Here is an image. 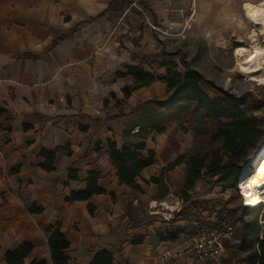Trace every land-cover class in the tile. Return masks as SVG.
<instances>
[{
    "label": "crops",
    "instance_id": "crops-1",
    "mask_svg": "<svg viewBox=\"0 0 264 264\" xmlns=\"http://www.w3.org/2000/svg\"><path fill=\"white\" fill-rule=\"evenodd\" d=\"M111 1L0 0V264L23 243L32 246L23 264H50L45 225H59L65 235L67 264H91L99 252L110 253L112 264H193V243L183 234L163 242L169 224L149 217L173 213L184 165L161 172L190 150L192 135L172 121L164 133L147 136L138 154L153 153L154 164L135 179L138 190L119 183L109 158L108 142L121 150L136 133V125L125 127L129 112L165 96V85L156 81L123 99L122 89L132 79L116 74L156 51L151 29L138 15L122 17L125 8L110 7ZM148 12L163 28L180 29L186 20L179 0H159ZM58 35L64 38L47 49ZM151 68L146 63V71L154 73ZM57 149L54 170L47 173L40 153ZM69 171L76 172L75 180L68 179ZM89 173L99 175L97 187L104 194L67 203L71 193L86 189ZM160 177L161 184L169 181L161 198L157 185L144 183ZM139 203L146 205V218L134 223L130 212ZM30 207L42 212L31 214ZM168 249L175 255L163 261L160 255Z\"/></svg>",
    "mask_w": 264,
    "mask_h": 264
},
{
    "label": "trees",
    "instance_id": "trees-1",
    "mask_svg": "<svg viewBox=\"0 0 264 264\" xmlns=\"http://www.w3.org/2000/svg\"><path fill=\"white\" fill-rule=\"evenodd\" d=\"M133 0H112L110 7L117 3L118 7H126ZM64 38L63 35L55 37L54 41L47 49H50ZM24 57H30L25 55ZM147 58L135 67H126L125 74H116L117 78L126 76L131 77L132 83L122 89L123 99L129 98L132 92L147 87L158 81L165 85V96L161 99L139 103L133 110L140 120L136 125V133L132 141H126L121 150H117L114 143L108 142L109 158L116 170V176L120 184L133 190H138L135 179L139 178L140 173L147 167L154 164L153 153L146 157L138 154L144 150L145 140L150 133L161 134L165 131L168 123L175 121L177 128L183 134L191 133L193 140L190 150L169 163L162 170L161 176L173 171L177 166L184 165V176L180 198L183 202L187 201L188 192L195 183L201 179H216V183L221 185L223 190H235L239 180L241 166L246 162L250 150L255 144L264 137V101L255 100L249 94L242 98H236L232 94L206 80L200 73L183 66L178 71L176 66L171 68L163 65V73L156 75L147 72L145 69ZM208 84L220 94L215 100H210L199 88L200 84ZM114 99V95L110 94ZM253 103L255 108L263 106V115L257 117L248 114L245 108L246 100ZM107 100H103V107L106 108ZM1 113V111H0ZM123 116L119 114L118 117ZM128 136L127 133L124 134ZM57 149L53 152H41L40 156L44 163L40 167L47 171H53V163ZM69 154V152H67ZM68 179L75 180L76 172L69 171ZM99 175L89 173L86 180V189L82 192L71 193L66 199L67 203L77 201H87L92 196L102 195L104 192L97 187ZM146 184L157 185L159 198L162 197L161 177L151 178ZM114 200V195H111ZM236 201L239 196L234 198ZM230 200L227 203H230ZM226 203V204H227ZM248 203V204H247ZM245 202L248 208L238 205L236 209H227L226 206L216 212V223L221 224L235 214L236 211L246 212L253 210L255 205ZM251 204V205H249ZM31 208V207H30ZM89 213H93V208L88 206ZM31 214H40V208L32 207L29 209ZM261 239L256 237L252 244H246L244 237L238 244L233 246L231 254L236 264H264V224L261 230ZM43 233L49 252L50 264H67L65 251L69 243L65 235L60 232L59 225L54 227H43ZM184 230H179L168 236L162 237V241H175ZM244 235V230L242 231ZM246 240V239H245ZM242 250V254L238 250ZM32 250L28 243L21 244L16 251L6 252L2 258L4 264H23ZM30 264H45L31 261ZM91 264H112L111 254L108 252L96 253Z\"/></svg>",
    "mask_w": 264,
    "mask_h": 264
},
{
    "label": "rangeland",
    "instance_id": "rangeland-1",
    "mask_svg": "<svg viewBox=\"0 0 264 264\" xmlns=\"http://www.w3.org/2000/svg\"><path fill=\"white\" fill-rule=\"evenodd\" d=\"M179 1L184 9L182 19H188L192 11L191 21L184 29V23L181 24L180 29V25L176 26L175 30L169 29L168 32L171 33L169 36H162L151 30L154 35L153 47L156 51L154 54L148 55L146 60L150 67L152 65L151 70L159 75L164 71L163 65H168L171 68L176 66L178 71L187 65L200 73L206 80L236 98H242L243 95L249 94L255 100L264 101V81L247 75L240 67L242 59L255 49L264 53V33L249 23L243 9L245 3L257 4L261 0ZM131 14L135 13L131 12ZM253 31L255 36H252ZM159 68L160 70L156 72ZM199 88L210 100L220 97V94L208 84L202 83ZM244 102L248 114L258 118L263 115V106L255 108L253 103H248L247 100ZM139 124L140 120L131 110L125 127L130 128ZM263 141L264 137L255 144L250 150L247 160L262 145ZM165 181L166 183L161 184L163 191H167L169 188L168 179L165 178ZM237 196L240 199L236 201L234 198ZM186 199L187 201L183 202L180 196L174 198V202L172 201L173 213H169V215L156 211L152 215L149 214V217L161 224H169L168 227H165V236L177 232L178 229L184 230L182 238L188 243L192 242L199 227L216 222L215 214L222 207L236 209L240 205L248 208V205L245 206L244 203L250 202L238 193L237 188L223 190L221 185L216 183V179L205 178H201L195 183L189 190ZM230 200L232 201L227 203ZM260 203L263 202L258 200L251 203L256 204L254 207L257 208L246 212L236 211L224 222L231 224L235 230L234 239L226 246L229 248L238 246L243 237L246 239H244L246 244L253 243L260 227L264 224V204L259 206ZM145 207L146 205L139 203L130 212L134 223H140L146 218ZM243 230L244 235L242 236ZM229 248L225 247L224 252L217 260L206 264H236ZM238 252L242 254L241 249Z\"/></svg>",
    "mask_w": 264,
    "mask_h": 264
},
{
    "label": "built area",
    "instance_id": "built-area-1",
    "mask_svg": "<svg viewBox=\"0 0 264 264\" xmlns=\"http://www.w3.org/2000/svg\"><path fill=\"white\" fill-rule=\"evenodd\" d=\"M159 0H133L127 5L122 13V17L128 16L134 12L140 17L142 23L149 29L159 33L162 36H169L170 28H163L161 25H155L148 6L157 3ZM191 11V10H190ZM193 12L189 15L188 19L184 22L183 29L189 25ZM234 227L229 223L218 224L216 222L207 223L199 227L195 232V237L192 241L193 244L189 247L190 258L193 264H206L217 260V258L224 252L226 244L234 239ZM172 249L165 250L161 253L160 257L163 261L170 260L174 257Z\"/></svg>",
    "mask_w": 264,
    "mask_h": 264
},
{
    "label": "bare ground",
    "instance_id": "bare-ground-1",
    "mask_svg": "<svg viewBox=\"0 0 264 264\" xmlns=\"http://www.w3.org/2000/svg\"><path fill=\"white\" fill-rule=\"evenodd\" d=\"M243 9L249 23L254 28H258L261 33H264V0L257 4L245 3ZM252 36H255L254 31ZM240 67L247 75L264 81V53L258 49H255L242 59ZM237 191L251 203H255L258 200L264 203V141L242 165ZM168 208L167 206L166 209Z\"/></svg>",
    "mask_w": 264,
    "mask_h": 264
},
{
    "label": "water",
    "instance_id": "water-1",
    "mask_svg": "<svg viewBox=\"0 0 264 264\" xmlns=\"http://www.w3.org/2000/svg\"><path fill=\"white\" fill-rule=\"evenodd\" d=\"M236 188H237V185H236Z\"/></svg>",
    "mask_w": 264,
    "mask_h": 264
}]
</instances>
